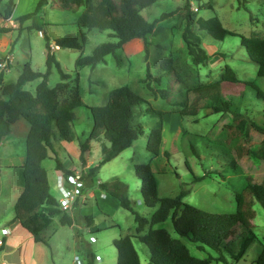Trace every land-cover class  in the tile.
I'll use <instances>...</instances> for the list:
<instances>
[{
    "label": "rangeland",
    "instance_id": "obj_1",
    "mask_svg": "<svg viewBox=\"0 0 264 264\" xmlns=\"http://www.w3.org/2000/svg\"><path fill=\"white\" fill-rule=\"evenodd\" d=\"M8 2L15 6L16 14L23 15L34 11L37 0H2L0 11L5 10ZM56 4L49 1L32 18L33 23L42 29L41 33L36 31L34 24L30 25L29 30L22 31L17 18L14 21L17 23V29L11 31L9 20L0 15V29H6V32L0 30V58L4 60L1 65L4 62L7 64L0 65L4 83L14 82L26 62L31 64L34 71L44 72L47 42L55 41L56 38L67 34H76L80 37L81 32L76 20L83 7L67 10ZM187 4L193 11L194 21L198 18L208 19L217 16L224 28L236 33L226 35L220 41L212 38L207 31L198 30L196 23L193 24L192 29L200 36L201 46L208 55H211L205 66L192 62L182 39L186 27ZM192 7H197V11ZM163 13H167L168 16L157 23L154 33L148 38L147 49L141 39L131 40L115 54L106 55L104 61L94 68L79 69L76 60L81 55H90L93 49L103 42L116 41L108 30L87 32L82 28L81 31L87 37L82 49L57 46L53 53L62 71L70 75L67 83L69 89L67 88L63 95L65 97L69 95L70 87L76 83V73H79L80 95L86 106L75 109L76 119L71 127L79 139L75 137L71 142L65 141L66 146L60 148L57 145L55 150L57 152L49 151L48 154L58 156L59 161L66 164H69V161L76 163L80 159L79 141L87 138L94 123L88 107L104 105L111 89L128 85L146 100V103L136 109L134 117L135 121L143 124L144 133L110 161L99 165L94 177V188H97L101 181L120 180L127 187V196L133 208L149 218L155 208L146 207L142 203L141 181L136 176L134 164L152 161L160 197L175 196L184 188L188 190V194L183 198L185 203L209 212H233L236 209L235 193L241 191L248 181L261 182L264 179V162L252 152H239V147L245 143L251 151L256 150L263 138V134L252 127L251 122L264 128V99L256 96L251 84L264 92V76L257 75V65L248 59L239 35L264 36V0H157L142 10V14L148 20H153ZM10 54L12 60L8 65L6 56ZM167 57L180 59V64L175 66L180 76L160 68V61ZM226 66L233 69L239 82H222L221 91L225 100L231 104L232 112H240L248 120L246 126L249 135L245 141L240 137L227 143L226 128L234 123L233 114L213 112L212 105L207 100L196 98L193 92L187 94V103H197L196 105L200 107L197 115L181 116L172 112L182 108L180 105L174 106V103L181 100L187 89L220 80ZM38 81L27 83L24 88L33 91ZM60 81L59 71L53 67L48 84L54 87ZM162 89L167 93L160 92ZM161 94L164 97H161ZM149 107L165 113L162 117L163 139L160 153L153 159L145 146L153 121ZM28 129V123L20 119L11 126L10 133L0 143L2 230L13 224L11 220L14 216L13 205L22 190L23 179L19 162L22 165L24 161ZM92 145L90 158L98 164L102 159L101 141L93 140ZM165 151L168 152L167 157L164 155ZM54 157H48L43 161V166L53 179ZM231 163L235 166L232 167ZM81 167L82 165L75 170L84 171ZM194 177L199 178L194 180ZM53 191L58 196V192L52 189ZM116 202L117 200L109 194H103L99 198L90 194L87 204L80 205L78 214L81 217L84 214L89 216L91 230L86 229V226L82 228L58 225L48 247L35 244L31 236L26 239L22 235L20 246L9 247L0 259L4 258L9 264H12L11 262L28 264L34 258L36 262L39 260L40 264H72L73 257L77 255L83 264H88L89 261L94 262L93 264H117L113 240L134 233L135 221L133 214L121 208L119 204L116 205ZM253 209L255 211L253 230L258 240L264 243V208L256 202ZM59 217L56 215L54 220L57 222ZM114 223L117 225L113 226ZM156 226L164 227L198 258H204L208 254L216 255L209 248L205 251L199 250L195 243L175 233L170 218ZM20 229L26 231L24 228ZM77 230L84 243L79 241ZM3 236L4 233L0 229V239ZM19 236L18 233L14 234L15 238L20 239ZM90 236H94L96 241L91 242ZM133 244L139 256V264H148L147 245L137 239H133ZM256 245L257 242L253 243L244 258L232 264H250L256 257ZM96 255L100 256L101 260H95Z\"/></svg>",
    "mask_w": 264,
    "mask_h": 264
},
{
    "label": "trees",
    "instance_id": "obj_2",
    "mask_svg": "<svg viewBox=\"0 0 264 264\" xmlns=\"http://www.w3.org/2000/svg\"><path fill=\"white\" fill-rule=\"evenodd\" d=\"M2 0H0L1 2ZM50 0H38L34 11L17 17L19 26L23 21L31 19ZM58 6L67 10H75L83 7L76 24L81 32L67 34L55 41L46 44V68L44 72L34 71L31 64H23L22 71L14 82L4 83L3 72H0V142L11 131V126L23 119L29 125L25 138V157L22 166V190L13 205L14 217L35 242L50 246V240L56 232L58 225H71L72 218L69 212L62 211L56 197L51 191L47 171L43 161L49 157L48 152L55 153L54 141L57 136L67 142L75 138L72 124L75 122V109L86 106L79 89V73L75 76V85L67 91L70 75L62 71L56 59L51 43L55 46L82 49L87 37L81 29L109 31L113 42H103L96 46L90 55H81L76 60L77 68H94L104 61L108 54H115L125 44L134 39H141L145 48L149 43L148 38L154 33L156 25L165 19L168 14L163 13L153 20H148L142 10L154 4L157 0H54ZM12 3L6 4L5 10L0 11L5 19L12 14ZM186 27L182 33V39L186 45L192 62L195 65L205 66L211 55H208L201 46L200 36L193 31L196 23L198 30H205L216 40H223L226 35L236 34L224 28L217 16L196 21L192 18L189 4L186 5ZM34 27H36V24ZM6 32V29H0ZM45 37V36H44ZM241 45L244 47L248 59L257 65V75L264 76V36L239 35ZM3 58H0V63ZM180 64L178 58H163L159 66L165 72H174L180 76L176 67ZM55 67L60 74L61 81L54 87L48 84L52 68ZM39 80L34 90L24 88L27 83ZM222 82L237 83L239 80L235 72L229 66L221 75V79L212 83L199 85L187 89L181 100H177L174 106L180 105V110L172 111L181 116H195L200 107L196 102H188L187 94L193 92L196 98L207 100L215 113L230 112L233 114V124L226 128V142L230 143L240 137L247 139L249 133L246 126L248 120L240 112H232L231 104L225 100L221 91ZM258 98L264 99V92L251 84ZM69 89V88H68ZM167 93L166 90L160 91ZM167 95L165 94V97ZM161 97H164L161 94ZM146 100L128 85L119 86L109 91L108 100L102 106L88 107L93 127L87 138L79 141L80 161L86 164V156L90 152V141H101L102 159L98 164L91 165L83 171L81 180L85 188L93 187L94 177L99 165L110 161L120 152L128 148L134 140L144 133V126L140 121H135L136 109ZM151 109V129L146 138V149L151 158H156L160 153L163 139L162 117L165 114L159 109ZM251 126L263 134L259 147L251 151L247 144L239 147V152H252L258 159L264 162V128ZM167 157L168 152H164ZM55 171L66 176L73 174L74 170L63 166L55 156ZM232 167L234 163L230 164ZM190 169V168H189ZM136 176L141 181L140 194L144 206L155 208L148 218L137 212L127 196V187L120 180L109 182L101 181L97 186L104 192L116 198L119 206L130 211L134 216L135 232L119 236L113 240L117 253V264H139V256L134 247L133 239H137L147 245L149 249L148 264H232L241 261L249 247L257 242L256 257L250 264H264V243L258 240L253 228L255 211L253 205L257 202L264 208V179L261 182L248 181L246 186L235 193L236 209L228 213L209 212L191 204L185 203L183 198L188 190L182 188L175 196H163L158 194V186L152 161L134 164ZM191 171V169H190ZM192 172V171H191ZM199 177H194V180ZM81 197H77L74 204ZM72 207V209H73ZM59 215L56 222L54 217ZM168 218L175 233L187 238L196 244L199 250L206 248L213 250L216 255L208 254L204 258L192 255L189 249L178 238H175L164 227L156 225L164 223ZM115 226V225H113ZM2 241L0 252L3 250ZM91 256V255H90ZM91 259V258H90ZM88 264H93L91 261Z\"/></svg>",
    "mask_w": 264,
    "mask_h": 264
},
{
    "label": "crops",
    "instance_id": "obj_3",
    "mask_svg": "<svg viewBox=\"0 0 264 264\" xmlns=\"http://www.w3.org/2000/svg\"><path fill=\"white\" fill-rule=\"evenodd\" d=\"M38 1V0H37ZM50 1H53L55 4H56V2L54 1V0H50ZM37 3V2H36ZM57 6H58V4H56ZM32 12V11H31ZM27 13H29V12H27ZM11 16H13V20H11L10 18H7L8 20H9V22H10V24H11V31L13 30V29H17V23H14V21H15V19L18 17V16H20V14H16V12H15V6L13 5L12 6V14H11ZM10 17V16H9ZM33 24V20H32V18L31 19H27V20H25V21H23V23L21 24V28H22V31H24V30H29L30 28V25H32ZM19 25V24H18ZM10 31V32H11ZM21 31V32H22ZM36 31H38L39 33H41V31H42V29L41 28H38L37 26H36ZM43 35H45V34H43ZM126 45V44H125ZM51 48L53 49L52 51H55L56 49H57V46H55V44H54V42H52L51 43ZM6 58H7V62H8V65L11 63V60H12V55L10 54V55H7L6 56ZM4 61V60H3ZM5 64H6V62H4ZM7 65V64H6ZM5 65V66H6ZM178 114V113H177ZM75 137H76V139H79V137H77L76 136V134H75ZM6 138V137H5ZM4 139V138H3ZM75 139V138H74ZM3 141V140H2ZM1 141V142H2ZM57 141V142H56ZM92 141L93 140H91L90 141V152H89V154H87V156H86V164H82L81 163V161H80V159H78V161L76 162V163H74L73 161H69V164H66L65 162H61L62 164H63V166L64 167H66V168H69V169H73V170H75V168H78V166H81L82 165V167L81 168H83V170L85 171V170H88V168L91 166V165H94L95 163H94V161L90 158V155H91V152H92ZM96 141V140H95ZM0 142V143H1ZM55 142H56V144H55ZM64 143H66L65 142V140L63 141V139L62 138H60L59 136H57L56 137V139H55V141H54V148H55V150H57L56 149V146L58 145V146H60V148H62V147H64V146H66V144H64ZM55 152H57V151H55ZM57 154V153H56ZM49 155V154H48ZM69 157H70V159H71V156L70 155H68ZM49 157H54V154H53V156H50L49 155ZM57 158H58V156H56ZM59 159V158H58ZM60 160V159H59ZM23 164V163H22ZM81 164V165H80ZM19 166L21 167L22 165L20 164V162H19ZM53 170L55 171V169L53 168ZM47 174H48V170H47ZM57 173H56V171H55V177H54V179L48 174V180H49V184H50V186H51V191H52V189L53 190H55V191H57L58 192V188H57ZM22 182H23V180H22ZM53 194H54V191L52 192ZM90 194H93L94 195V197L95 198H99L100 196H103V194H108V193H106V192H104L103 190H101L99 187H97V188H94V186L93 187H91V188H86L85 189V193L83 194V197H81L75 204H74V207H73V210L71 211V212H69L70 213V216H71V218H72V224L70 225V227H74V226H76V227H85L86 226V229H90V227H89V225H90V223H91V221H90V218H89V216L87 215V214H84L82 217H81V215H79L78 213H79V210H80V205H86L87 204V202H88V197H89V195ZM58 195H59V192H58ZM110 195V194H109ZM54 196L55 197H57V195H55L54 194ZM111 196V195H110ZM113 197V196H112ZM116 199V198H115ZM98 200V199H97ZM117 200V199H116ZM15 203V202H14ZM119 204V202H118V200H117V202H116V205H118ZM97 205H99V203H98V201H97ZM75 215H78V216H75ZM14 217V216H13ZM12 220V222H13V224H11V227H6V229H7V234L6 235H4L0 240H2V241H4V243H3V250L0 252V256L2 255V256H4L5 254H6V250L9 248V247H11V246H20V244H21V242H22V239H21V236L23 235L26 239H29V237L31 236L30 234H28V233H24V232H26V231H22V229H20V228H22L21 226H20V224L17 222V221H14L13 219H11ZM113 225H117V224H113ZM18 226H20V227H18ZM3 227V226H2ZM2 227H0V229H2ZM91 230V229H90ZM78 231V232H77ZM76 231V235L79 237V241L82 243L83 241H84V239H83V237L82 236H79L78 235V233H79V230H77ZM134 232H135V230H134ZM16 233H18V234H20V236H19V238L21 239H18V237L17 238H15L14 237V234H16ZM32 237V236H31ZM54 237V236H53ZM24 238V239H25ZM33 238V237H32ZM34 240V239H33ZM35 242V241H34ZM84 243V242H83ZM35 244H41V243H38V242H35ZM36 246H38V245H36ZM35 246V247H36ZM34 247V246H33ZM75 256H77V255H75ZM75 256L73 257V258H75ZM79 258V257H78ZM94 258H95V256H94ZM100 260H101V258H100ZM39 262V260H37V262L35 261V258H34V260L31 262H28V264H40V263H38ZM12 264H22V263H18V262H11ZM94 263V262H93ZM0 264H9L6 260H4V258L3 259H0ZM72 264H83L82 263V261L81 260H79L78 259V261H75L74 259H73V262H72Z\"/></svg>",
    "mask_w": 264,
    "mask_h": 264
},
{
    "label": "built area",
    "instance_id": "obj_4",
    "mask_svg": "<svg viewBox=\"0 0 264 264\" xmlns=\"http://www.w3.org/2000/svg\"><path fill=\"white\" fill-rule=\"evenodd\" d=\"M194 11H197V7H192ZM10 19L13 20V16H10ZM1 65V63H0ZM3 63L1 66H5ZM83 171L74 170L73 174H68L66 176L57 175V188L59 195L56 197L57 202L59 203L60 209L62 211L70 212L73 207V203L75 199L79 197H83L81 193V188L84 186L83 181L81 180V174ZM1 232L4 235L7 234V229L2 230ZM89 240L91 242H95L96 238L94 236H90ZM2 241L0 240V244ZM75 261H78V257L75 256ZM95 260H100V256L96 255Z\"/></svg>",
    "mask_w": 264,
    "mask_h": 264
},
{
    "label": "clouds",
    "instance_id": "obj_5",
    "mask_svg": "<svg viewBox=\"0 0 264 264\" xmlns=\"http://www.w3.org/2000/svg\"><path fill=\"white\" fill-rule=\"evenodd\" d=\"M10 18V17H9ZM2 63V62H1ZM2 241V240H1ZM1 245V244H0Z\"/></svg>",
    "mask_w": 264,
    "mask_h": 264
}]
</instances>
